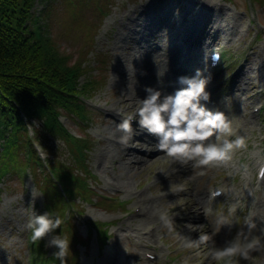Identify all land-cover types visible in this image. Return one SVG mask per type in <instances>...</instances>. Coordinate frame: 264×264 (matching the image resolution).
Wrapping results in <instances>:
<instances>
[{"label": "rangeland", "instance_id": "rangeland-1", "mask_svg": "<svg viewBox=\"0 0 264 264\" xmlns=\"http://www.w3.org/2000/svg\"><path fill=\"white\" fill-rule=\"evenodd\" d=\"M147 1L110 0L111 5L108 6V9L112 12L104 21L99 22L100 24H98L96 29L89 32L90 37L98 33L94 43V48L98 52L96 54H94L93 48L89 47L87 43V35L84 34L85 29H80L77 26L74 28V26L73 29L69 28V31L67 28L58 32L60 38L58 46L63 54L69 56L71 63L81 62L83 64L81 67H83L84 72L80 82L83 83L85 80L88 84L89 82H96V85L89 86L91 91L94 88L95 90L84 101L85 106L90 110L88 128L85 127V131L83 132L82 127H79L75 121L70 118L68 120L61 118L68 131L78 137L80 136L84 141H91L86 161L90 174L85 175L83 178L86 179V184L92 183L98 194L107 197L116 196V201L113 204H118L119 201H128L123 206L118 204V208H111L108 206L109 203L104 201L97 205L94 202L85 204L75 200L72 202L75 208L68 206L69 219L72 220L82 238L86 234L88 236V220L90 222L108 223V234H111L109 242L101 250L97 248L95 235L92 237L89 251H85L84 247L79 245V264H101L107 257L116 262L114 264H137L139 258L146 259L145 252L147 251L159 253V260L162 264H226L224 260L228 258L224 257L220 260H214L213 253L216 248L223 244L224 240L235 235L237 231L248 233L253 243L258 242L257 224H260V226L264 225V185L257 190L260 193V198H258L259 204L256 207L253 204L244 210L237 208V212L234 215L240 218L239 221L233 220L230 226L217 230L216 215L206 214V210L212 208L226 212L227 206L234 203L227 198H222L218 201H208L209 189L216 185L239 183L241 180L239 173L217 169L194 168L191 165L192 171L188 167L189 163L184 166L180 164V166L178 165L179 167H175V165H172L171 158L169 157H153L154 159H151V161L140 168L133 169L128 174L125 165L120 162L122 149L120 145L116 146L112 142V140L117 141L121 133L116 129V124L118 123L110 119L108 115H105V108L110 105L115 106L116 110H114V113L116 116L119 115L121 119L125 112L131 110L129 104L124 102L130 99V96H125L126 94L123 92L120 79H114V64L117 63L116 59L120 63L122 58L119 57H123L126 54V45H128L129 39L132 36V29L136 26L129 20L128 14L133 16L134 9L137 10ZM247 3V0H224L222 2L223 12H218L211 19L210 25L213 28L219 26L216 37L219 40L216 39L213 42V46H222L225 49V58H228L229 63L233 65H230L228 70L220 71L214 79L216 81L222 76L226 77V75H230V80L219 86L216 91L217 96L213 98V103L218 105L221 111H228V109H234V107L242 111V100L246 101L245 94L248 90L245 92L238 90L234 83L236 75L245 65L248 57H251L250 66L252 68L245 74L240 72L242 82H253L257 85L259 82L258 78L263 70L262 68L260 72L257 71L260 59L255 56V53L258 49H264V5L256 0H252L253 10L251 11L247 9ZM46 5V0H38L34 13L37 7L43 9ZM200 5L190 11L197 13V10L201 8ZM137 14L139 12H136L134 16H137ZM35 15L38 16L36 13ZM252 15L256 17L255 21L250 19ZM178 17L179 14L177 15V19ZM38 18L41 20L40 17ZM145 18L139 16V21H144ZM83 19L85 22L94 19V14L89 10L84 13ZM61 20L67 26L71 23L69 21V11L62 14ZM54 28L55 31L60 29L57 21H54ZM153 32L155 39L160 40L161 45L166 50L174 49L171 37L164 36L163 32H158L157 29L153 30ZM127 33L128 35H126ZM184 33V28H182V34ZM147 34L150 35L151 32ZM125 36H128L126 43H124ZM121 38L122 43L119 42ZM199 53L203 65L206 59V52L204 53L203 51L202 53L201 51ZM169 68L164 64L158 65L156 69L154 68L156 74L152 78L146 79L147 84L149 86L154 84L156 89L166 93L173 92L178 86L176 83L178 75L170 72ZM254 89L260 90V87ZM229 97H231V105L227 103ZM261 102L264 103V96L261 98ZM257 103L259 102H253L251 109ZM227 115L234 121V136L242 135L246 140V146L242 149H237V156L242 157L245 162H249L248 157L251 154L259 157L258 154L261 153L259 147H264V141H261V135L257 130L259 126H256L253 132L250 133L246 126H242L240 122L242 113L240 114L239 112L237 117L233 111L228 112ZM258 115L262 122H264V110ZM239 117L240 119H238ZM133 127L138 130L136 124ZM241 128L244 132H241ZM55 145L59 148L61 147L62 153H59L60 158L68 160L69 156L62 142L56 140ZM105 147L111 154L116 155L115 160L111 154H108L109 158L102 163V158L98 152L103 151ZM37 149L41 151L39 146H37ZM133 149L139 152L140 148H136L133 145ZM261 155H264V152ZM97 164L99 165L97 166ZM25 170L30 169L26 167L22 170V173ZM39 171L42 177L45 173H48L46 168L44 169L45 173L42 172L41 166H39ZM27 182H30V189L25 185ZM178 185L183 186L182 191L177 189ZM0 186L2 187L0 192V264H29V261H32L31 258L33 257L38 262L37 258L39 259V255L34 250L33 242L29 239L30 236L27 232L29 230L26 224L28 216L31 215V209L28 205L27 194L23 188H27L28 191L32 192L34 197H37L35 210L41 214L45 212L43 195L39 189L34 188L29 179H26L24 183H19V181H12L11 178L6 177ZM118 187L120 189L116 190ZM53 197L54 194L46 195V198L49 200ZM142 197L154 199L145 204L146 208L152 211L154 217H150V214L144 213L143 205L140 201ZM177 202L179 208L175 207ZM198 203L201 204V209H194L193 205ZM77 210H80L81 213L84 211L82 216L78 215ZM169 210L181 212V216L177 218V223L180 225L188 223V218L194 216V218L189 220H192L197 226L201 227L191 230L190 235L192 238H198L200 233L205 232L210 234L216 232L217 236L215 239L209 240L199 247L185 248L183 242L178 237L174 234H169L167 229L163 228L159 223V215ZM200 211V215H203L199 220L196 218V215ZM245 218H250V222L255 226L249 229L248 224L245 223ZM148 226L154 227L151 239L138 238L133 233L134 228H137L138 235L142 236V233L145 232V228ZM259 233H261V229H259ZM184 234H189L186 229H184ZM151 244L153 249L150 248ZM44 249L47 254L52 252V249H46L45 247ZM247 251L248 259L252 263L256 260L257 264H264V257H261L260 252L250 249ZM70 257L71 252L67 254V258L70 259ZM234 257L239 262L247 260L239 256ZM41 263L48 264L45 261H41ZM143 264H146V262Z\"/></svg>", "mask_w": 264, "mask_h": 264}, {"label": "trees", "instance_id": "trees-1", "mask_svg": "<svg viewBox=\"0 0 264 264\" xmlns=\"http://www.w3.org/2000/svg\"><path fill=\"white\" fill-rule=\"evenodd\" d=\"M35 1L0 0V184L6 177L16 180L25 163L23 153L27 149L39 187L42 185L43 189L44 184L36 165L45 164L48 169L54 170V177L62 183L70 198L75 199L78 195L85 197L90 190L86 179L79 176L78 171L85 167L90 142L68 131L60 117L67 115L76 122L87 123L89 112L82 102L94 92L95 88L91 91L89 86L96 85V82H80L83 64L71 63L69 56L63 54L58 46V32L67 28L69 31L74 26L85 29L87 43L93 48L94 36L90 37L89 32L96 29L102 18L109 14L110 0H49L39 34L33 27ZM84 1L89 2L96 21L85 22V12L79 13V5ZM67 11L71 22L68 26L61 20L62 14ZM54 21L60 26L58 31H55ZM93 52L98 53L94 48ZM34 122L38 127H35L33 137H29L27 127ZM55 140L65 145L68 161L56 155ZM35 143L46 150L44 163L34 149ZM44 178L47 195L57 193L49 210L61 213L64 199L51 178L47 175ZM1 189L0 186V192ZM61 227L63 234L65 230L69 232L65 224ZM59 232L61 229L57 230ZM103 233L101 230L100 234ZM69 236L73 250L76 238L73 233Z\"/></svg>", "mask_w": 264, "mask_h": 264}, {"label": "clouds", "instance_id": "clouds-1", "mask_svg": "<svg viewBox=\"0 0 264 264\" xmlns=\"http://www.w3.org/2000/svg\"><path fill=\"white\" fill-rule=\"evenodd\" d=\"M218 60L219 55L214 54L211 67H214ZM211 67L206 64L191 76H179L176 81L178 86L171 93L148 87L143 99L136 95L135 105L125 112L116 124L117 131L121 133L118 143L122 148L127 151L135 144H143L145 149L154 148L166 157L181 163L191 162L194 168L201 169L231 161L234 152L246 146V140L242 135L233 137L232 118L218 107L209 106L212 104L211 93L207 90L213 79ZM134 123L138 130L134 129ZM28 127L34 131L38 124L34 122ZM142 134L155 137L157 143H141L136 140V137ZM257 176L258 179L264 180V168L259 170ZM177 189L182 191L183 186L178 185ZM222 195L223 190L215 188L209 191L208 199L215 200ZM35 199L29 205L31 215L26 224L30 231V240L33 243L44 241L46 249H53L52 258L59 264H67L66 258L71 252L72 238L69 240L63 234L61 226L65 223V217L54 210L38 213L35 210ZM175 207L179 208L178 202ZM236 212L237 207L234 204L227 206L226 212L212 208L206 210V214L216 215L217 230L230 226L233 220L238 222L240 218L234 215ZM180 216L181 212L169 210L162 212L158 219L160 225L167 229L169 234L178 237L185 248L199 247L213 239V235L206 232L200 233L198 238H192L191 230L201 226L191 223L180 225L177 223ZM245 223L249 229L255 226L250 222V218H245ZM57 229H61L59 234ZM184 229L189 234H184ZM252 247L253 241L249 234L237 231L215 249L213 259L220 260L228 256L248 259L247 250ZM147 259L153 261L155 257L149 254ZM233 264H239V261L233 260Z\"/></svg>", "mask_w": 264, "mask_h": 264}, {"label": "bare ground", "instance_id": "bare-ground-1", "mask_svg": "<svg viewBox=\"0 0 264 264\" xmlns=\"http://www.w3.org/2000/svg\"><path fill=\"white\" fill-rule=\"evenodd\" d=\"M199 4H201V8L197 10V13H193L194 11H190L195 9ZM223 10L224 9H222L221 6L217 5L213 0H148L137 10L134 9L133 16H130L128 14L129 20L136 26L131 31L132 36L129 39L128 45H126V54L123 57H119L122 58L120 63L118 59H116L117 63L114 64V79H120L124 90L123 92L126 94L124 95L130 96V99H127L124 102L128 103L132 108L136 103V95L138 98L143 99L146 95V88H155L154 84H152V86H149L146 79H150L156 74L155 69L160 64H164L170 67V72L177 74L178 77L191 76L197 69H202L201 55L199 52H207L213 46V42L216 39L219 40V38H216L219 26L213 28V26H211L210 24L211 19L218 12H223ZM136 12H139V14H137V16H134ZM178 14L179 17L177 19ZM139 16L146 18L144 21H139ZM192 22L193 24L188 28V24ZM164 28L166 29L165 31ZM182 28H184V34H182ZM155 29H157L158 32L164 31V36H169L171 37V40L173 39V50H166L161 45L160 40L155 39L153 32V30L155 31ZM148 32H151V34L148 35ZM126 35H128V33ZM127 41L128 36H125L124 43H126ZM119 42L122 43V38ZM255 56L260 59V64L257 68V71L260 72L263 68L262 73L258 78L259 82L256 85L253 82H242L240 78V72H243L245 74L252 68V66H250L251 57H248L246 59L245 65L236 75L234 83L235 87L238 90H242L243 92L248 90V92L245 94L246 101L242 100L243 109L242 111H239L236 107H234V109H228L226 114L233 111L235 112V115L237 117L239 112L240 114L242 113V119H240V117L238 118L240 119L242 126H246L247 130L250 133L253 132L256 126H259L257 127V130L259 131V134L261 135V141L263 142L264 122H262V120L260 119L258 115L259 112H254L253 108L251 109V106L253 102L258 101L259 104L264 108V103L261 102V98L264 96V49H258L255 53ZM256 87H260L261 90L257 92L259 89H254ZM212 90H214L213 86ZM251 90H253L252 93H250ZM212 98L213 97H211L212 104L209 106L219 108L218 105H215L213 103ZM227 103L228 105L232 104L231 97L228 98ZM105 109H108L107 113L110 115V119L116 118V114L114 113V110H116L115 106L110 105ZM241 132H244L242 128ZM136 140L140 141L141 143H157L155 137L146 136L144 134L137 136ZM112 142L116 146L120 145L118 143V140H112ZM134 146L136 148H140L139 152H137L135 149L132 150V147L125 151L120 145L122 149L120 162L125 165L128 174L132 172L133 169L140 168L142 165L151 161V159H154L153 157H166L163 153L157 152L154 148L145 149L143 144H135ZM259 150L260 152H264V147H259ZM98 154L101 156L103 163V161L109 158L108 154H111V152L106 150L105 147V149H103V151H99ZM111 155L115 160L116 155ZM171 163L172 165H175V167L178 165L180 166V164L184 166L189 163L188 167L190 170H192L191 162L181 163L180 161L171 158ZM153 200V198L143 197L140 200L143 205L144 213L150 214V217H154L152 215L153 213L150 209L146 208L145 204ZM200 206V203L193 205L194 209H201ZM200 213L201 211L198 212V215H196V218H198L199 220L203 215H200ZM191 218H194V216H190L188 218V223L197 226L196 223H194L192 220H189ZM257 225L258 242L253 243V247L250 250L260 252L262 255L261 257L263 258L264 225ZM259 229H261V233H259ZM137 232V228H134L133 233L138 238L149 239L150 237L149 233H146V236H139ZM211 234L213 235V239H215V237L217 236L216 232H212ZM112 263L114 262L107 257L102 261L101 264ZM141 263H143V261L141 262V259L139 258L138 264Z\"/></svg>", "mask_w": 264, "mask_h": 264}]
</instances>
